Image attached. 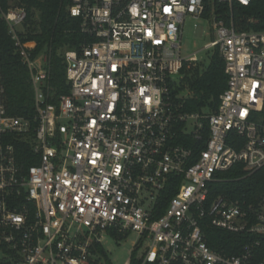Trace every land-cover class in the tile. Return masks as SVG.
<instances>
[{
  "label": "built area",
  "instance_id": "built-area-1",
  "mask_svg": "<svg viewBox=\"0 0 264 264\" xmlns=\"http://www.w3.org/2000/svg\"><path fill=\"white\" fill-rule=\"evenodd\" d=\"M233 3L250 0H70L85 39L63 52L68 92L59 95L50 52L34 56L21 42L25 9H0L33 91L32 115L9 114L0 72V264L102 262L105 237L132 233L125 264H264L257 240L227 254L205 236L209 227L264 235V197L210 199L221 172L264 168V31L227 21L220 6ZM186 16L207 19L204 48L224 62L211 113L183 111L189 92L180 96L173 80L197 62L180 53ZM10 136L30 144L24 158ZM188 139L203 147L194 154Z\"/></svg>",
  "mask_w": 264,
  "mask_h": 264
},
{
  "label": "trees",
  "instance_id": "trees-1",
  "mask_svg": "<svg viewBox=\"0 0 264 264\" xmlns=\"http://www.w3.org/2000/svg\"><path fill=\"white\" fill-rule=\"evenodd\" d=\"M70 0H0V9L9 5H18L25 9L26 18L20 27V38L24 48L37 55L41 51H49L50 83L54 92L59 95L68 92L65 83L63 52L76 48L85 36L78 31V20L67 14ZM220 12L228 21L232 18L235 27L240 30L264 31V0H250L249 5L241 6L233 3L221 5ZM253 19V22H249ZM0 72L3 85V102L9 114L29 117L33 112V91L29 75L22 65L18 52L11 39L7 25L0 15ZM188 79L187 87L181 83L176 91L188 90L189 95L182 101V110L186 112H214L219 103V95L226 87L224 62L217 50L211 56L208 65L199 71L197 66L185 65L179 75ZM256 120L264 125V104L256 113ZM7 137V136H6ZM15 145L17 155L24 158L30 144L22 139L9 137ZM8 139V138H6ZM203 140L194 142L187 140L186 146L194 149V154L203 147ZM31 164L30 161H25ZM210 199L223 196L227 200H244L246 203L260 201L264 197V168L248 175L240 165H235L221 172L218 179L209 184ZM177 190L175 183L168 185L162 192V207ZM208 245L227 254H238L245 243L257 240L258 246L253 248L256 261L264 259V235L230 233L216 228H205ZM102 254V262L91 264H109L105 252L97 247Z\"/></svg>",
  "mask_w": 264,
  "mask_h": 264
},
{
  "label": "rangeland",
  "instance_id": "rangeland-1",
  "mask_svg": "<svg viewBox=\"0 0 264 264\" xmlns=\"http://www.w3.org/2000/svg\"><path fill=\"white\" fill-rule=\"evenodd\" d=\"M180 53L183 58H187L193 53L197 57V62L190 67L197 66L199 71H202L209 63L214 49H205L204 44L213 39L211 26L205 17L194 19L186 16L181 27ZM177 87L184 84L188 85V79H185L182 74L173 77ZM188 90H181L178 94H188ZM135 240V234H130L127 238L112 239L105 237L101 243V248L105 252L106 259L109 264H125L129 257V250L132 242Z\"/></svg>",
  "mask_w": 264,
  "mask_h": 264
},
{
  "label": "snow or ice",
  "instance_id": "snow-or-ice-1",
  "mask_svg": "<svg viewBox=\"0 0 264 264\" xmlns=\"http://www.w3.org/2000/svg\"><path fill=\"white\" fill-rule=\"evenodd\" d=\"M166 11H167V9H166Z\"/></svg>",
  "mask_w": 264,
  "mask_h": 264
}]
</instances>
